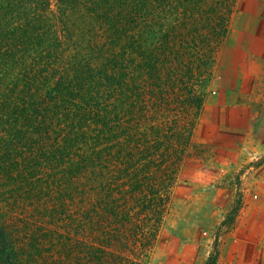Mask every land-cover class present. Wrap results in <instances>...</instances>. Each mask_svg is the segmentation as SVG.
<instances>
[{
  "label": "rangeland",
  "instance_id": "rangeland-1",
  "mask_svg": "<svg viewBox=\"0 0 264 264\" xmlns=\"http://www.w3.org/2000/svg\"><path fill=\"white\" fill-rule=\"evenodd\" d=\"M229 5L225 33L215 37L192 94L180 73L165 70L166 93L150 96L130 119L137 132L109 145L116 167L94 163L62 186L47 172L26 183L0 171V232L9 244L0 264H209L245 198L264 195L247 186L251 175L264 186L255 170L264 168V66L256 65L264 0ZM202 61L194 58L196 71ZM146 83L155 87L157 79Z\"/></svg>",
  "mask_w": 264,
  "mask_h": 264
},
{
  "label": "trees",
  "instance_id": "trees-1",
  "mask_svg": "<svg viewBox=\"0 0 264 264\" xmlns=\"http://www.w3.org/2000/svg\"><path fill=\"white\" fill-rule=\"evenodd\" d=\"M55 1L51 13L50 0H0V171L26 183L47 172L62 186L94 163L117 166L118 157H107L109 145L137 132L130 119L150 96L166 93L165 70L180 73L192 94L231 6L229 0ZM194 58L203 60L197 71ZM154 78L155 87L146 83ZM20 148L24 153H13ZM10 157L29 166L13 169ZM0 233L3 259L9 244ZM207 262L217 264L216 250Z\"/></svg>",
  "mask_w": 264,
  "mask_h": 264
},
{
  "label": "crops",
  "instance_id": "crops-1",
  "mask_svg": "<svg viewBox=\"0 0 264 264\" xmlns=\"http://www.w3.org/2000/svg\"><path fill=\"white\" fill-rule=\"evenodd\" d=\"M257 54L258 64L256 65L260 71L264 66V53ZM262 167L258 165L255 170H260V174L264 175ZM251 178L255 181L250 180L247 186L264 192V186H261V175L260 179L253 178L252 175ZM247 190H249L248 187ZM235 222L237 225L231 226L225 232L224 242L220 248H217V264H264V195L258 194L256 197L245 198L241 216L237 217Z\"/></svg>",
  "mask_w": 264,
  "mask_h": 264
}]
</instances>
